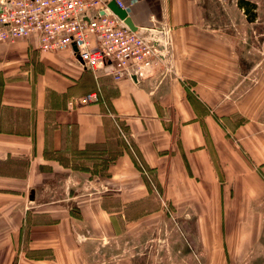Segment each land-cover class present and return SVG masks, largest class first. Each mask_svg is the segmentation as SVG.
<instances>
[{
    "label": "crops",
    "instance_id": "obj_1",
    "mask_svg": "<svg viewBox=\"0 0 264 264\" xmlns=\"http://www.w3.org/2000/svg\"><path fill=\"white\" fill-rule=\"evenodd\" d=\"M122 1L136 26L172 28L148 79L37 35L0 43V264H145L114 244L172 223L186 264H247L264 231V71L243 70L228 13L263 36L264 0H246L256 17L239 0Z\"/></svg>",
    "mask_w": 264,
    "mask_h": 264
},
{
    "label": "built area",
    "instance_id": "obj_2",
    "mask_svg": "<svg viewBox=\"0 0 264 264\" xmlns=\"http://www.w3.org/2000/svg\"><path fill=\"white\" fill-rule=\"evenodd\" d=\"M112 0H0V43L37 35L39 49L58 52L77 46L86 68H102L117 80L148 79L166 66L171 26L132 31L110 7ZM118 7L127 10L122 0ZM145 31V33H143ZM98 100L87 94L82 104Z\"/></svg>",
    "mask_w": 264,
    "mask_h": 264
},
{
    "label": "rangeland",
    "instance_id": "obj_3",
    "mask_svg": "<svg viewBox=\"0 0 264 264\" xmlns=\"http://www.w3.org/2000/svg\"><path fill=\"white\" fill-rule=\"evenodd\" d=\"M218 3L222 4L223 2L217 1ZM231 5L232 10L229 11V15L231 16L230 21H228V24H233V26H237V29L242 28L240 38L249 39V44L242 43V48L240 50L241 54V61H242V68L245 72L252 71L251 69L256 68L253 75H258V73L264 71V35H260L261 31H255L253 29H246V22H244L243 16L240 14V11L238 7L235 4V1H232ZM228 12V11H227ZM222 22L221 25L224 24V18L221 19ZM235 27H233L234 29ZM251 38V40H250ZM252 39H254V42H252ZM247 45L248 47H246ZM245 46V47H244ZM244 47V48H243ZM262 61V62H259ZM260 63V65H257V63ZM252 75V76H253ZM250 76V77H252ZM249 82H252L249 80ZM264 210V206H263ZM177 228V225L172 224H165L162 227V230H159L157 228L152 229L150 232V237L147 236V238H141V239H130L127 236L122 237L121 240H118L114 247L116 246L117 249L120 251V257L127 255L129 252V249L134 251V248H136V251L139 253H142V262L145 264H176L177 261L181 260L184 255V261L185 264L188 263L189 259L187 256V249L188 244L183 240L182 237L177 238L178 232L174 229ZM165 229L168 230L169 233H174L172 235H167L165 233ZM163 231V232H162ZM153 233V234H151ZM181 234V233H180ZM109 246H112L110 244ZM184 251L181 256L176 257L173 255H166V248H172L175 249L176 247H183ZM115 247V248H116ZM141 256L137 255L138 258ZM193 262L194 260H190ZM196 262V260H195ZM247 264H264V231L262 234V237L256 246V249L250 256V258L247 261Z\"/></svg>",
    "mask_w": 264,
    "mask_h": 264
},
{
    "label": "water",
    "instance_id": "obj_4",
    "mask_svg": "<svg viewBox=\"0 0 264 264\" xmlns=\"http://www.w3.org/2000/svg\"><path fill=\"white\" fill-rule=\"evenodd\" d=\"M238 6L244 10L245 14L247 16H250L251 14L256 17L255 5L252 4V2L246 1V0H239ZM109 7L121 18L124 19L126 25L134 32H139V27L134 24V22L131 20V18L128 15V11L125 9H122L118 7L116 4V0H112L109 4ZM253 21V20H250ZM145 33V31L143 32ZM134 79H137V77H134Z\"/></svg>",
    "mask_w": 264,
    "mask_h": 264
},
{
    "label": "trees",
    "instance_id": "obj_5",
    "mask_svg": "<svg viewBox=\"0 0 264 264\" xmlns=\"http://www.w3.org/2000/svg\"><path fill=\"white\" fill-rule=\"evenodd\" d=\"M108 155H111V157L108 156ZM115 157H116V155H115V154H111V153H108V154L104 155V160L101 162L103 168H104V167H107V165H109V163H110L113 159H115Z\"/></svg>",
    "mask_w": 264,
    "mask_h": 264
}]
</instances>
